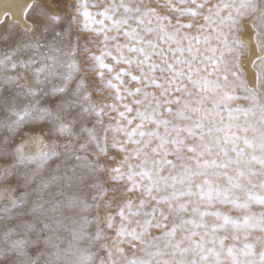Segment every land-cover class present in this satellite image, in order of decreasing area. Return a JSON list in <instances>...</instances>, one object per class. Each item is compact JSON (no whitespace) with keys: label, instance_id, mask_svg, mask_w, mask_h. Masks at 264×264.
Wrapping results in <instances>:
<instances>
[{"label":"snow or ice","instance_id":"obj_1","mask_svg":"<svg viewBox=\"0 0 264 264\" xmlns=\"http://www.w3.org/2000/svg\"><path fill=\"white\" fill-rule=\"evenodd\" d=\"M29 13L21 42L0 53V264H264V0H166L159 10L113 0L96 12L100 20L87 0H33L26 20ZM76 13L85 29L103 26L94 28L103 49L84 59L95 61L124 111L94 100L89 86L104 88L87 75L71 87L76 57L95 41L77 32ZM19 24L8 13L0 19L10 34ZM201 44L210 54L201 55ZM21 69L34 82L11 74ZM124 77L139 86L125 87ZM106 108L118 112L117 123H104ZM112 149L124 154L117 166ZM108 180L139 195L124 199L125 186L113 184L103 200ZM132 241L141 255L121 247Z\"/></svg>","mask_w":264,"mask_h":264},{"label":"rangeland","instance_id":"obj_2","mask_svg":"<svg viewBox=\"0 0 264 264\" xmlns=\"http://www.w3.org/2000/svg\"><path fill=\"white\" fill-rule=\"evenodd\" d=\"M71 3L73 4H78L80 2V0H70ZM88 4H89V10L93 13V17L94 19L96 20H100V19H104L102 16H96V12H102L104 7L111 4L113 2V0H87ZM116 3H119V0H115ZM146 3H149L151 4V6L153 7H157L158 10H159V6L162 5L163 3L166 2V0H145ZM174 2H178V0H174ZM197 2H204V0H197ZM218 0H208V6L211 7L213 4L217 3ZM191 6V5H189ZM122 11V10H121ZM169 10L168 9H163V12H168ZM30 13H29V18H28V21L29 23L31 22L30 21ZM77 15V24H76V30L77 32L81 33L82 35H87V36H90V37H94L95 38V41L94 43H89L88 44V47L90 48V52H81L77 57H76V60H77V63L80 65L78 70H77V75H76V79H74L72 82H71V87H75V84H76V80L79 79L80 76H85L87 75L89 77L90 80H95L98 84H100L104 90L103 92H96L93 90V88L91 87V85L89 86V92L92 96V98L94 100H96L98 103L100 104H112V103H116L118 105V109L119 111H124V108H123V105L121 102H119L117 99H116V90L114 88H110V87H107L106 85L103 84L102 81L99 80V71L100 69H96L95 71L92 70V65L95 64V61L91 60L90 58L85 60L84 58L85 57H90L91 54H96V55H99L100 54V51L103 49L104 47V43H103V36H104V33L101 32V33H96L94 31V28L95 29H98V28H101L103 27L102 25L100 24H96L94 26H90L88 29H85L83 27V21H84V18L82 16V14H79V13H76ZM188 19H191V17H189ZM10 20H12L10 18ZM185 22H187V20H185ZM201 23H203V20H200ZM106 24H110L111 21L110 20H106L105 21ZM174 23V21H173ZM26 27H24L23 25L19 24V27L14 29V30H11V34H10V31L8 29H6L3 25H0V53L4 52V51H7L9 50L10 47H15L16 44L20 43L21 42V39H22V30L25 29ZM184 31H187V29H185ZM194 31V30H193ZM114 32L113 31H109L107 33V35H113ZM152 35H155L154 33ZM127 38H125L123 35H121V42H125ZM25 43L28 42V41H24ZM82 44L84 43L83 41L81 42ZM111 43H115V42H111ZM162 47H167L166 45H163L161 44ZM200 49H201V55H208L210 53H205L204 52V48L206 47L205 45L201 44L199 45ZM32 54V50L31 49H28L23 55H22V59L24 60H27L28 57ZM126 54L128 55H135V54H131V53H127ZM113 55H116V52L115 50L113 51ZM185 55L187 56L188 54L185 53ZM155 59H159L158 57H156ZM106 63L108 64H111L114 68H116L117 70H119L120 68H128L130 71H133L134 74L136 75H140V72L139 70L136 68L135 64L133 65H127V64H115V61L111 58V57H108L105 61ZM211 70V69H209ZM104 73H105V77L106 79H112V77H114L115 75V72H112V71H109L108 69H104L103 70ZM256 71V69H255ZM11 74L13 75H27L30 77V81L29 82H34V77H32L31 73L30 72H26L25 70L21 69L19 70V73H17L16 71H12ZM159 75V73H157ZM212 79H215V77H212ZM124 80L126 81V84L124 85L125 87H132V88H135L136 86H139V85H136L135 82H132L130 80V77H124ZM21 82H24V81H21ZM52 83H56V84H59L60 81L57 79L55 81H53ZM113 83L116 84V83H119L118 81H115L113 80ZM50 87V85H49ZM148 91H155L157 93H159V89H156V88H149ZM125 96H126V100L125 102H130L131 101V97H127V93H124ZM246 102L243 101V100H237L234 102V104H245ZM135 107V105H134ZM105 112H106V115L104 116V123L105 124H108V123H117L119 121V116H118V112L116 111H111L109 108H106L105 109ZM135 115V112L133 113H130L129 116H134ZM227 117V113H225V118ZM169 119H174V117H168ZM139 121H137L138 123ZM135 125H133L134 127ZM148 127L150 128H155V125H148ZM163 129H161L162 131ZM243 134V133H241ZM109 135V138H110V141H111V137L113 136V133L112 132H109L108 133ZM249 135H251V133H249ZM119 138L120 139H126L123 134H119ZM27 139V138H26ZM135 147V145H129V148H133ZM241 147H244L243 144H241ZM25 151L26 152H35V146L34 145H26V148H25ZM251 151V150H249ZM112 154H115L116 155V161L113 162L114 166H117L119 161L123 158V153H120L118 152L116 149H112ZM190 155V153H189ZM234 155V154H233ZM131 163L133 164H137V163H140L139 160H136V159H133L130 161ZM33 167L35 165H32ZM107 176V174H106ZM217 179V181L221 184L223 183H226V178L224 177H217L215 178ZM115 184L117 186L119 185H124V189L122 190V197L124 199H127V198H132L133 200H135V197L137 195H139V190H137V192L135 193H129L127 192V188L130 187V184L127 183L126 181H112V180H108V182L105 184V187L109 188V192L107 193V195H105L102 199L103 200H107L109 199L113 193L111 191V186ZM239 191V190H238ZM242 195V193H241ZM138 203V201H137ZM154 203V202H153ZM216 207L218 209H220L221 211L223 212H226L228 213L231 217L233 218H236V217H240L241 216V210L237 207H234L233 205H230V204H218L216 205ZM262 206L258 205V204H253V210L254 211H259L261 209ZM109 212H112V213H115L116 211H118L117 209L115 208H112V209H108ZM89 218H91V216H89ZM117 219V225L119 224V220H120V217L117 216L116 217ZM136 219H139V217H135L133 218V223L130 225V227H135V220ZM205 220L206 222L209 224V225H212L214 222H216V218L213 217V216H208V217H205ZM222 223V221H219ZM110 231V235L111 236H115V230H109ZM162 230L160 229H153L152 230V233L151 235L155 236V235H159L161 233ZM202 231V229H201ZM221 235L224 234L223 230H221L220 232ZM231 234V232L229 231V235ZM259 234V233H257ZM179 235L180 233L177 234L178 238H179ZM147 238V237H146ZM196 239H199V237H196ZM109 243L111 244V240H109ZM226 243H231V240L229 239L228 241H226ZM133 245H138V241H132L131 243H124L121 245V247L125 248L127 251H128V254L129 255H132V253L135 251L136 255H141L142 253H140L139 251H137ZM142 247V246H141Z\"/></svg>","mask_w":264,"mask_h":264},{"label":"bare ground","instance_id":"obj_3","mask_svg":"<svg viewBox=\"0 0 264 264\" xmlns=\"http://www.w3.org/2000/svg\"><path fill=\"white\" fill-rule=\"evenodd\" d=\"M33 0H0V19H2L5 13L10 14L12 20H18L21 25L27 27L29 24L28 19H25V11ZM247 64V58H243ZM250 71L255 72V69L248 65ZM251 83V81H250Z\"/></svg>","mask_w":264,"mask_h":264}]
</instances>
